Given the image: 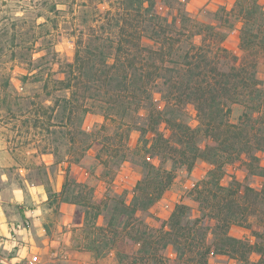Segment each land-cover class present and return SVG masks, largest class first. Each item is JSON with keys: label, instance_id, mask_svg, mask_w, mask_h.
I'll return each mask as SVG.
<instances>
[{"label": "rangeland", "instance_id": "1", "mask_svg": "<svg viewBox=\"0 0 264 264\" xmlns=\"http://www.w3.org/2000/svg\"><path fill=\"white\" fill-rule=\"evenodd\" d=\"M124 1L0 0V199L9 201L8 215L21 214L26 203L20 199L30 201L31 185L45 183L48 198L43 204L52 207L46 215L47 233L49 236L57 235L59 239L67 233L71 240L70 245L61 240V244L54 247L60 252L70 249L75 251L71 254L78 257L82 255L79 251L90 250L93 254L82 256L98 264H188L185 256L177 259L175 247L164 249L166 239L160 229L168 228L167 223L178 204L189 206L187 213L192 219L188 226L199 228V225H193L194 218L200 214L199 209L204 212L211 210L215 198L213 193L208 194L207 191L201 196L195 185L200 180L208 179L213 165L199 159L192 169H187L186 165L178 163L180 151L165 147L163 142L154 140L150 131L142 132L140 128H149L148 109L152 100L156 107L166 110L168 117L200 128L198 139H202L203 143L209 142L219 147L217 142H213L211 133H207L205 122L200 123L195 105L176 100L169 94L168 85L155 78L150 80L147 93L140 90L136 93L139 98L147 96L148 99L135 113L132 126H124L121 119L105 120L102 108L93 103L85 118L76 119L73 123L69 120L70 107L63 101L68 92L58 87V81L66 75L65 63L74 59L77 37L73 35V29L84 27L87 32V28L94 23L112 28L113 25L109 24L115 22L112 18L116 16L118 8L125 5ZM182 2L194 18L193 29L202 30V33L191 39L186 37L172 51L166 47V53L171 52L172 56L184 54L190 40L199 46L205 38L207 43L213 42L215 46L214 42L219 37L206 27L213 24L225 36L223 45L238 58L237 63L233 59L217 58L216 66L229 73L231 66L238 65L246 55L244 64L264 84V15L260 14L264 12V0ZM252 11L256 13L252 14ZM242 27L247 28L244 35L246 41L258 44L253 47L257 48L258 55L251 51L252 47L245 52L241 49ZM88 31H91L90 28ZM143 43L152 48L159 46V43L149 39ZM90 49L95 50L93 45ZM95 54L97 52L92 53L91 57L99 59L100 56ZM42 55L45 58L37 61ZM31 59L36 61L29 65ZM255 61L258 62L254 66ZM29 66L35 68L37 73H28L25 68ZM26 74L28 77H25ZM138 101L135 99V102ZM229 106V119L237 123L246 110L245 104L230 103ZM156 126L166 137L171 136L174 128L172 123L166 121ZM80 130L89 135L80 133ZM155 142L160 149L157 145V148L152 147ZM172 145L180 146L175 139H172ZM85 148L87 150L84 152ZM258 155L264 156L262 153ZM244 157L248 159L249 156L244 154ZM244 166L241 162L226 164L221 183L229 186L233 180H238L260 188L262 177L245 170ZM164 169L169 170L170 174L163 173ZM147 175L156 183L163 175V182H168V186L152 206L145 211L139 210L133 217L131 209H126L124 203H132L138 181ZM120 177L125 178L124 182H119ZM200 186L203 188L202 184ZM15 189L20 195L14 192ZM207 197L211 199L210 205ZM63 202L72 205L68 213L72 218L60 223L62 228L59 229L55 223L61 219L59 207ZM185 220L182 221L184 225ZM250 222H256V218L251 217ZM207 223L205 220L203 226ZM125 225L119 243L102 244L100 252L95 250L97 242L94 239L103 238V233L110 238L113 236V231H101L96 226L121 230ZM136 230L147 231L145 238L148 243L144 251H139V246L130 242ZM261 232H264L263 228ZM257 239L264 244V238ZM1 242L0 264H6L4 258L14 253L5 248L6 243ZM41 244L44 246L43 242ZM185 249L188 253L189 248ZM52 251L50 248L48 257H53ZM249 256L248 264H264V255L260 259L257 254ZM24 264L30 263L27 261ZM38 264L77 263L63 259L43 262L41 259ZM207 264L246 263L230 255L216 253L208 256Z\"/></svg>", "mask_w": 264, "mask_h": 264}, {"label": "trees", "instance_id": "2", "mask_svg": "<svg viewBox=\"0 0 264 264\" xmlns=\"http://www.w3.org/2000/svg\"><path fill=\"white\" fill-rule=\"evenodd\" d=\"M124 2L125 5L118 8L116 16L112 18L115 22L109 24L113 25L112 28L94 23L88 27L91 31L87 28L86 32L84 27L73 29V35L77 37L74 59L65 63L66 75L58 81V87L68 92L63 101L71 110L69 120L73 123L76 119L83 120L91 111L93 103L102 108L105 120L121 119L124 126L130 127L142 102L148 99L147 96H136L137 91L147 93L150 80L155 78L168 85L169 94L176 100L193 103L200 123L205 122L207 133H211L213 142L225 148L221 149L209 142L203 143L202 139H198L201 135L200 128L168 117L166 110L156 107L152 100L148 109L149 128H140L142 132L150 131L154 140L163 142L165 147L180 151L178 163L186 165L187 169H192L199 159L213 165L208 179L200 180L195 185L201 196L204 191L213 193V210L204 212L199 209L200 214L193 220V225H199V228H195L188 226L192 219L187 213L189 206L178 204L167 223L168 228L160 229L166 239L163 247H175L177 259L185 256L188 264H207L208 256L216 253L230 255L248 264L251 253L264 254L263 242L251 243L232 237L228 232L232 225L238 224L251 228L256 237L264 238V232H261L264 229V156L258 155H264V84L244 64L246 55H243L238 65L231 66L229 73L216 66L217 58L233 59L235 63L238 58L223 45L225 36L213 24L206 27L211 28L212 34L219 37L214 42L215 46L212 45L213 42L207 43L204 38L199 46L190 40V46L184 54L172 56L171 52L166 53V47L172 51L186 37L191 39L202 33V30L193 29L194 18L183 6L182 0ZM251 13L255 14L256 11ZM260 14L264 15V12ZM246 29L241 28V49L245 52L252 47L251 51L258 55L257 48L253 49L258 44L247 42L244 37ZM145 39L154 40L159 46L148 47L143 43ZM91 45L95 48L94 52H97L95 55L100 56L99 59L91 57L94 53L90 49ZM44 58L45 55H42L36 60L42 61ZM36 60L31 59L29 65ZM257 62H254V66ZM25 69L31 75L37 73L30 66ZM135 99L139 101L135 102ZM230 103L245 104L246 110L237 123L229 119ZM161 121L173 124L170 137H166L157 128L156 125ZM133 126L138 128L136 124ZM80 133L89 135L83 130ZM172 139L180 146H173ZM156 145L155 142L152 147L157 148ZM219 150L223 152H218ZM244 154L249 156L248 159H245ZM231 162H241L245 165V170L261 176L262 186L257 189L238 180H233L229 186L223 185L221 179L224 166ZM174 163H177L176 160ZM164 172L169 170L164 169ZM167 186L168 182H163V175L157 183L147 175L138 181L132 203H124V206L131 209L133 217H136L139 210L145 211L152 206ZM206 200L210 205L211 199L207 197ZM251 217H255L256 222H250ZM132 219L138 221L137 218ZM184 219L185 225L182 224ZM205 220L208 223L203 226ZM107 227H95L101 231H113L111 238L103 233V238L94 239L97 242L95 250L98 252L101 251L102 244L119 243L118 239L126 225L121 230H108ZM146 235V230H136L130 242L139 246V251H144L148 243ZM186 247L189 248V254L186 253Z\"/></svg>", "mask_w": 264, "mask_h": 264}, {"label": "crops", "instance_id": "3", "mask_svg": "<svg viewBox=\"0 0 264 264\" xmlns=\"http://www.w3.org/2000/svg\"><path fill=\"white\" fill-rule=\"evenodd\" d=\"M1 153V151H0ZM125 178L120 177L119 182H124ZM52 181V180H51ZM32 187V195L31 200H23L22 203H26V206L23 209V212L21 214H17L14 216L8 215L7 207L10 206L9 201L0 199V240H3L1 243H6L5 248L12 249L16 242L11 238V224L17 221L24 220L26 218H29L31 221V230L28 232L24 229L20 230V235L18 236V240L21 243V248H16V251L13 252L14 254H17V257L13 259V261L18 260L17 264H24V262L29 261V257L32 252H36L39 254L40 260L43 259V262L48 261H58L60 259L65 260H73L77 264H98L97 262H93L92 260H89L85 256L82 255H88L93 254L90 250L85 251H79L80 254L78 257L73 256L71 253L75 251H71L70 249L63 250L60 252L58 247L61 244V240L65 242L67 245H70L71 240L67 236V233H64L62 238L56 236H49L46 229V215L49 210H52V207H46L43 202L47 200V191L45 183H36L34 185H31ZM19 191H22L19 189ZM15 193H18V189L14 190ZM20 195V194H19ZM30 198V195H29ZM72 205L68 203H61L59 209L61 211V219L60 221H57L55 223L56 226L59 227V229L62 228L60 223H66L68 220H70L72 217L70 214H68L71 210ZM229 235L238 239L247 240L251 243H254L258 241L257 237L253 234V231L251 228L244 226V225H238L234 224L229 228ZM2 237V238H1ZM44 243V246H42L41 243ZM46 245V246H45ZM52 249V256L48 257L49 249ZM115 251V250H113ZM40 252V253H39ZM46 253L48 255H46ZM251 254H257L259 259L263 257V255L259 253H251ZM46 255V256H44ZM56 256V257H54ZM73 256V257H72ZM48 257V258H47ZM62 257V258H57ZM74 258V259H72ZM77 258V259H76ZM48 259V260H46Z\"/></svg>", "mask_w": 264, "mask_h": 264}, {"label": "built area", "instance_id": "4", "mask_svg": "<svg viewBox=\"0 0 264 264\" xmlns=\"http://www.w3.org/2000/svg\"><path fill=\"white\" fill-rule=\"evenodd\" d=\"M10 227H11V238L16 242L15 246L11 250L12 252H15L17 247L21 248V243L18 240V236L20 235V230L24 229L29 232L31 230V221L29 218H26L24 220L14 222L13 224H11ZM16 257H17V254L6 256L4 258L5 263L6 264H17L18 260L13 261V259ZM28 260L30 264H38L41 262L39 254H37L36 252H32Z\"/></svg>", "mask_w": 264, "mask_h": 264}]
</instances>
